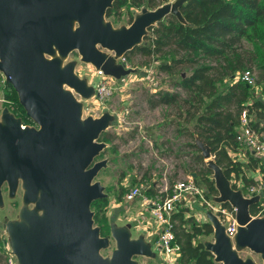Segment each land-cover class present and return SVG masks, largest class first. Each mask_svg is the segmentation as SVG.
Listing matches in <instances>:
<instances>
[{
    "label": "water",
    "instance_id": "95a60500",
    "mask_svg": "<svg viewBox=\"0 0 264 264\" xmlns=\"http://www.w3.org/2000/svg\"><path fill=\"white\" fill-rule=\"evenodd\" d=\"M185 1L142 8L128 26L114 27L105 18L114 0H0V72L36 125L21 127V118L7 107L0 114V204L4 185L9 197L20 184L23 188L19 218L5 224L18 264H136L135 256H153L152 243L132 238L130 224L110 225L115 248L110 256L101 254L110 238L94 225L91 204L107 197L94 178L107 166L106 159L96 158L106 148L98 139L112 115L82 118L76 95L90 98L94 86L75 73L74 62L62 60L77 51L105 75L125 77L134 69L116 58L139 45L148 28L167 15L183 21L179 7ZM197 142L212 171L213 201L234 208L238 223L231 241L208 211L213 241L203 243L205 250L218 264H257L238 254L247 248L264 264V217L252 218L249 211L258 196L247 198L232 188L208 146Z\"/></svg>",
    "mask_w": 264,
    "mask_h": 264
},
{
    "label": "trees",
    "instance_id": "16d2710c",
    "mask_svg": "<svg viewBox=\"0 0 264 264\" xmlns=\"http://www.w3.org/2000/svg\"><path fill=\"white\" fill-rule=\"evenodd\" d=\"M168 1L114 0L112 7L106 10L105 18L115 26L114 15L124 6L140 10L156 9ZM179 11L183 21H179L175 15H167L148 28L141 43L125 55L137 52L153 61L156 60L158 69L167 73L172 83L187 93V97L183 98L179 92L160 89L150 94L148 101L152 108L158 105L178 107L176 120L179 125L191 133L193 141L197 139L208 146L225 176L230 179L234 174L243 184L241 190L244 191L245 186L256 182V179L244 172V168L252 172L258 171L264 178V159L245 150V162H239L235 161L230 153L240 151L235 137L241 110L255 109L256 119H250V126L264 129V103L255 97V92L250 86L236 81L235 74L248 70L247 65L252 62L258 70L259 78L264 80V0H186L179 7ZM131 22L132 20L129 23ZM234 37H244L252 42L253 51L247 55V61H243L240 56H229V42ZM205 59L223 63L221 70L217 71L218 76L210 74L212 66L199 63ZM187 63L190 64L191 73L185 77L180 76ZM0 91L7 108L12 107L10 111L16 117H21L22 122L29 123L30 119L26 117L13 87L5 81L3 85L0 84ZM187 125H191V131ZM98 140L111 143L110 134L104 131ZM192 145L196 148V161L204 163L201 149L196 144ZM104 153L105 149L99 157ZM202 169L203 183L212 196L217 195L214 181L209 177L212 171L207 166ZM121 177H124V174ZM232 188L238 189L235 183ZM112 190V187H106L107 192ZM126 191L127 188L124 190L121 187L117 201L122 199ZM155 191L151 187L146 189L145 193L151 195ZM107 203L108 196L91 204L94 225L99 227L101 236L110 234V225L105 213ZM221 205L232 209L228 203ZM249 211L251 214L255 213L256 206H250ZM171 221L179 254L176 258L177 264H218L198 239L212 233L210 222H198L189 214V208L184 204L177 205ZM4 244L5 239L0 234V264L5 261Z\"/></svg>",
    "mask_w": 264,
    "mask_h": 264
},
{
    "label": "rangeland",
    "instance_id": "374dc122",
    "mask_svg": "<svg viewBox=\"0 0 264 264\" xmlns=\"http://www.w3.org/2000/svg\"><path fill=\"white\" fill-rule=\"evenodd\" d=\"M173 1L169 0L167 3ZM140 11L137 8L124 6L114 15V20H116L114 27L128 26L130 20H133ZM252 51V42L244 37H234L229 42L228 54L232 58L236 55L240 56L243 61H247V55ZM126 58L130 63V68H133L134 71L120 79L113 78V93L110 98L100 101L95 95L87 99L79 95L76 97L83 104L82 118L88 116L97 118L106 112L112 115L106 129V132L110 134L111 143H106L105 153L96 158V160L106 159L107 166L102 168L94 178V181H99L104 186V192L108 196L105 213L109 225L125 226L130 224L131 237L143 236L150 243L155 244L160 224L145 213V207L138 200H134L130 204L126 203L124 199L117 201L121 187L125 190L128 185L142 184L143 191L151 187L155 190L164 186L169 188L174 181L190 175L205 200L211 202L215 195L212 196L209 193L207 186L202 181L204 172L201 171L206 166L207 159L204 157V163L196 161V148L192 144H196L199 148L197 139L193 141L191 133L185 131L176 120L178 107L158 105L152 108L148 101L149 95L160 89L179 92L183 98L187 97V93L174 82L172 83L167 73L158 69L156 60L153 61L137 52H129ZM62 61L64 64L74 62L75 73L80 78L86 79L88 84H95L101 79V75L97 73L94 66L83 62L77 51H72ZM199 63L212 66L210 74L214 77L218 76L217 71L221 70L223 65L213 59H205ZM185 65L182 71L180 70V76L183 77L191 73L190 64ZM247 68L253 72L255 77V88L251 87L255 92L254 95L264 103V80L259 78L254 63H249ZM238 75V73L235 74V79ZM4 107L0 93V114ZM246 110L249 113V118L255 120L256 110ZM187 128L191 131V125H187ZM231 156L235 161L240 162L245 159L246 151L240 147V151L237 154L231 153ZM244 172L252 175V172L247 168H244ZM123 174L124 177H121ZM260 174L258 172L256 180L260 179L262 176ZM209 177L212 179V174ZM237 181H240L239 178L232 174L231 185ZM107 186L112 187L113 190L107 192ZM2 196L0 234L5 239L4 245L7 246L10 243L5 224L7 221L19 218V210L23 206V188L20 184L15 196L9 197L7 187L4 185ZM202 197L185 194V201L181 204L189 208L190 215L200 222H206L208 221L206 213L210 210L203 202ZM217 204L224 208L221 204ZM28 207L31 208L32 205H28ZM226 210L229 211L227 208ZM218 216L222 218V216ZM108 237L110 245L101 251L103 256H110L115 248L114 239L110 234ZM198 239L203 243L213 241V232L207 236H200ZM238 254L243 259L252 258L257 264L262 262L258 255L247 248L238 250ZM134 259L136 264H177L176 259L167 258L155 249L152 257L135 256Z\"/></svg>",
    "mask_w": 264,
    "mask_h": 264
},
{
    "label": "built area",
    "instance_id": "2783aa9c",
    "mask_svg": "<svg viewBox=\"0 0 264 264\" xmlns=\"http://www.w3.org/2000/svg\"><path fill=\"white\" fill-rule=\"evenodd\" d=\"M109 53L111 55L114 54L110 51ZM116 62L122 64L124 68H130V63L125 54L117 57ZM96 71L101 75V79L95 84H92L94 86V95L97 99L103 101L110 98L113 93V78L105 75L100 69H96ZM238 74L236 81L243 82L247 86L255 88V77L251 70H243ZM25 126L36 125L31 120L29 123L21 122V127ZM235 138L241 148L264 159V129H255L250 126V118L246 108L242 109L240 112ZM235 184L238 189H242V183L236 182ZM144 192L142 184L128 185L123 198L126 202L138 200L140 204L147 209L151 218L160 224V229L156 233V247L159 248L163 256L176 259L178 257V247L175 244L171 216L173 212L176 211L177 205L185 201V194H194L202 197L201 191L194 184L191 176L187 175L183 179L174 181L169 188L164 186L163 188L157 189L155 193L151 195ZM242 194L247 198L258 196V201L253 204L256 206V211L250 214L252 218L264 217V178L261 176L255 183L245 186ZM202 199L207 205L208 210L214 213L224 226L225 234L233 241L238 227L234 208L227 211L226 208H221L213 200L210 202L203 197ZM218 215L222 216V218ZM196 220L200 222L198 219ZM4 254L5 261L3 264H18V260L13 254L10 245H4Z\"/></svg>",
    "mask_w": 264,
    "mask_h": 264
},
{
    "label": "crops",
    "instance_id": "0c3cea01",
    "mask_svg": "<svg viewBox=\"0 0 264 264\" xmlns=\"http://www.w3.org/2000/svg\"><path fill=\"white\" fill-rule=\"evenodd\" d=\"M166 90H167V89H166ZM231 153H232V154H237L238 152H231ZM231 153H230V154H231ZM242 161H245V159H243ZM251 172H252V171H251ZM257 174H258V172H257V171H254V172H252V175H250V174H247V175H248L249 177H252V178L256 179V175H257ZM184 177H186V176H184ZM184 177H183V178H184ZM183 178H181V179H183ZM178 180H180V179H178ZM237 182L240 183L241 181H237ZM123 197H124V196H122V199H124ZM130 202H133V201H130ZM130 202H126V203H129V204H130ZM126 203H125V204H126ZM139 203H140V202H139ZM143 209H144V208H143ZM145 213L148 214L149 217H151L150 214H149V212H147V209H146V208H145ZM139 214H142V212H139ZM132 238H133V237H132ZM145 240H146V239H145ZM147 241H148V240H147ZM153 246H154L153 249L156 248V245L153 244Z\"/></svg>",
    "mask_w": 264,
    "mask_h": 264
},
{
    "label": "flooded vegetation",
    "instance_id": "af4514ba",
    "mask_svg": "<svg viewBox=\"0 0 264 264\" xmlns=\"http://www.w3.org/2000/svg\"><path fill=\"white\" fill-rule=\"evenodd\" d=\"M5 81H6V80H5L4 75L0 72V84L3 85V84L5 83ZM6 82H7V81H6ZM0 93H1V99H2L3 105H4L5 107H8V106H6L5 103H4V99H3V97H2V91H0ZM10 110H12V107H11V108L9 107V111H10ZM10 112H11V111H10ZM20 118H21V117H20ZM154 245H156V243H155ZM152 246H153V244H152ZM153 247H154V246H153ZM154 249L157 250V251L161 254L159 248L156 247V248H154ZM161 255H162V254H161ZM178 255H179V254H178Z\"/></svg>",
    "mask_w": 264,
    "mask_h": 264
},
{
    "label": "bare ground",
    "instance_id": "6f19581e",
    "mask_svg": "<svg viewBox=\"0 0 264 264\" xmlns=\"http://www.w3.org/2000/svg\"><path fill=\"white\" fill-rule=\"evenodd\" d=\"M57 56V55H56Z\"/></svg>",
    "mask_w": 264,
    "mask_h": 264
}]
</instances>
